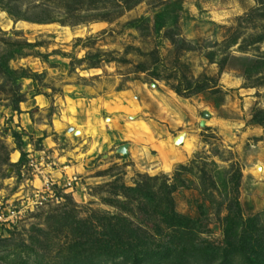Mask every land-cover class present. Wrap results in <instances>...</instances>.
I'll return each mask as SVG.
<instances>
[{
    "label": "rangeland",
    "instance_id": "obj_1",
    "mask_svg": "<svg viewBox=\"0 0 264 264\" xmlns=\"http://www.w3.org/2000/svg\"><path fill=\"white\" fill-rule=\"evenodd\" d=\"M0 202V264H126L97 243L121 218L264 264V0H0Z\"/></svg>",
    "mask_w": 264,
    "mask_h": 264
},
{
    "label": "trees",
    "instance_id": "obj_2",
    "mask_svg": "<svg viewBox=\"0 0 264 264\" xmlns=\"http://www.w3.org/2000/svg\"><path fill=\"white\" fill-rule=\"evenodd\" d=\"M15 137L18 136L15 134ZM174 216L175 217H173L171 223L167 225V229H175V226H173L174 223L183 229L188 228L190 224L189 220L176 214H174ZM119 222L124 224V228L117 226V224H106L103 228V231L101 232V238H98L102 241L97 243H100L101 245L104 244L106 246L112 245L114 250L121 253L124 251L125 254L123 255L126 260V264H154L155 259L152 261L149 260L154 257H161L158 259V261L156 260V263L158 264H190L189 253L194 251V244L191 239L188 240L187 245L183 243L179 244L177 245L178 249H176L174 252L169 250L167 251V254L164 255L160 250H158L155 237L147 230H143L140 226L135 227L133 223H129L123 218L119 219ZM71 224L72 226L75 225V229H73L74 232L76 231L81 232V234L83 233V243L90 245L92 244L91 246L96 244V241L98 240L92 242L94 236L90 227L87 226L86 223L74 221ZM156 231L157 234H161L163 232L162 229H157ZM102 238H109V240H104ZM256 243H258L257 240H255L254 244ZM252 245V243L246 244L243 242H232L230 238L227 240V247L236 248L238 252H241L250 258L257 257V259H260V254H258L257 250L259 246L255 247V245ZM105 251L107 250L105 249L101 252ZM170 251L172 255H169Z\"/></svg>",
    "mask_w": 264,
    "mask_h": 264
},
{
    "label": "built area",
    "instance_id": "obj_3",
    "mask_svg": "<svg viewBox=\"0 0 264 264\" xmlns=\"http://www.w3.org/2000/svg\"><path fill=\"white\" fill-rule=\"evenodd\" d=\"M53 188L54 184L49 179L45 180L42 191H37L36 204L41 205L44 201L43 197H41L42 194H54ZM20 212H22V207L13 206L12 204L6 202H0V226L10 222L14 223V220L17 218V216L22 214Z\"/></svg>",
    "mask_w": 264,
    "mask_h": 264
},
{
    "label": "crops",
    "instance_id": "obj_4",
    "mask_svg": "<svg viewBox=\"0 0 264 264\" xmlns=\"http://www.w3.org/2000/svg\"><path fill=\"white\" fill-rule=\"evenodd\" d=\"M57 129V128H56ZM57 131H59V130H57ZM60 132V131H59ZM82 133V130L81 129H79V134H81Z\"/></svg>",
    "mask_w": 264,
    "mask_h": 264
},
{
    "label": "water",
    "instance_id": "obj_5",
    "mask_svg": "<svg viewBox=\"0 0 264 264\" xmlns=\"http://www.w3.org/2000/svg\"><path fill=\"white\" fill-rule=\"evenodd\" d=\"M70 132H72V129H70Z\"/></svg>",
    "mask_w": 264,
    "mask_h": 264
}]
</instances>
